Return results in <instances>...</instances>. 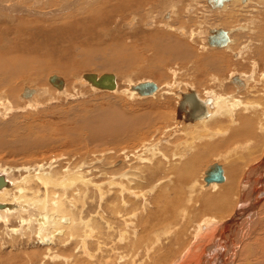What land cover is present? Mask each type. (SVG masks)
Instances as JSON below:
<instances>
[{"label":"bare ground","instance_id":"obj_1","mask_svg":"<svg viewBox=\"0 0 264 264\" xmlns=\"http://www.w3.org/2000/svg\"><path fill=\"white\" fill-rule=\"evenodd\" d=\"M53 1L58 2L57 10H50L46 14L41 12H32L31 14L52 15L53 13L54 15L60 13L58 12L60 9L63 13L62 9L70 7V10L73 7L78 13H83L86 10L85 14L83 13L84 17L77 21L52 25L47 29L42 28L44 32L38 31V33H42V35L39 34L40 36L50 34V37L47 38L50 42L47 44L45 42L46 45H41V42L38 44L39 42L36 43L34 39L35 45L28 46L32 45L30 40L33 36L28 34L31 25H27L24 19H19L15 26L16 29H13V39L4 40L0 37V87H8L7 96L3 89L0 90V105L4 106V109L10 107L4 104L6 98L13 97L16 93L12 84L17 76L30 69L36 75L41 70L43 73V68L39 67L40 63L46 59L54 61L55 55L61 51L64 52L67 65L55 66L53 69L63 70L68 77L73 75L71 66L73 62H76L80 69L94 65L108 72L121 73L130 63L135 62L134 58L138 53L142 54L141 57L145 60L148 59L146 66L153 68L152 76L154 77L161 78L159 65L162 63L184 65L192 61L201 67L202 65L211 67L213 74H210L214 75L211 76L214 80L217 78V73L227 68L224 63L227 51L236 60L239 57L243 60L245 57L253 69L252 75L247 77L234 71L225 79L231 86L227 85L230 90L229 95H226V92H221L225 89L222 84L223 80H221L218 83L220 85L219 92H217L218 90L216 92L215 90L207 91L206 94L204 93L206 96L204 98L192 83L185 84V91L176 89V84H168L163 90L159 87L160 84H155L156 81L152 82L155 89L150 94L140 95L133 87L151 81L134 84L126 81V88L123 89L127 93L126 95L154 96L156 102L149 104V111L145 110L144 114L136 116L132 120L137 128L135 125V128L131 125L124 130L125 133L132 135L137 140L141 139L142 134L151 126L153 115L159 116L160 108L156 106L157 102L162 96L167 95L178 100L175 111L177 123H174V130H170L171 132L166 137L160 136L152 142L149 140L141 142L142 138L139 144L140 148L134 149L138 152L133 155V161L129 165L132 169L120 174L116 181L114 179L116 175H105L108 179L105 180L103 187L98 186L99 184L91 185L90 180L83 178L84 175L81 177V174L73 173L75 171L69 168L63 170L65 173L63 176H54L40 164L36 171L25 170L28 175L20 181L13 178L9 172L0 169V175L5 181L4 186L0 188V219L6 222V218L15 216L20 222L27 225V228L31 229L35 226L38 234L36 241L45 245L48 250L51 246H56L64 251L69 247L71 241L74 242L77 254L75 257L68 258L65 264H92L91 262H94L95 258L103 260L102 263L97 259L98 264H108L110 261L109 264H264V217H262L264 216V0H214V2L213 0H202L200 10L206 8L202 11L195 6V0H161L158 7L150 5V2L154 0ZM31 2L34 7L40 3L42 6H52L51 0H31ZM20 3V0H0V18L11 17L15 13L19 14L17 9H23L22 11L25 13L28 12V9ZM180 6L181 8L185 7L184 10L179 9ZM173 10L184 11L188 14L186 15L188 18L181 17L176 13L175 19L173 15L170 18L171 14L175 12ZM100 12L104 13L103 17L99 16ZM124 12L134 13L135 16L141 12L143 16L145 13L142 25L146 28L154 26L156 16L160 15L163 20L158 26L161 29L157 28L154 33L141 35L145 46L140 47L139 52L136 51L137 49L133 50V45L127 47L119 42L114 44L115 46L112 48L119 49L120 53L127 52L128 54L131 50L129 54L134 53L132 59L129 61L126 59L127 62H125L116 60L113 56V59L106 60L98 58L99 56L93 52L90 51L92 53L90 54L84 50L85 48L80 47L81 43H85L94 33L107 28L111 20L108 18L109 16ZM244 13H249L252 17H249L250 21H246L250 23L248 25L254 26L256 32L250 31L249 33L254 34V37L238 44L234 39V29L231 30L232 27L229 24L234 23L237 17L240 18L238 15L241 16ZM69 15L70 13L62 17ZM191 21L198 22V24L207 21L219 22V25L208 26L204 32L197 31L195 33L196 37L201 39L200 41L204 44V49L207 50L203 55L202 51L200 53L188 42L190 40L197 43L195 35H191L185 30L189 28ZM134 24L135 22L130 19L125 23V27L131 29ZM238 28L243 32L242 28ZM218 31H221L227 40L221 46H214L209 40L212 37H217ZM191 32L193 33V30ZM134 38L136 37L134 36ZM243 38H245L244 35ZM51 43L53 45H50ZM44 48L48 53L43 51ZM235 48H239V51L235 52L233 50ZM77 57H80V60H77ZM231 63L233 64V61ZM68 65L70 66L67 67ZM201 71H198L199 81L203 75ZM258 72L260 79L256 83L253 75L255 77ZM87 73L89 72L83 73L78 81L73 78V84L79 85L85 82L91 86L92 90L111 93L121 90L117 81L118 76L116 77L115 73H103L114 76L115 88L112 90H103L93 86L83 78V75ZM101 75L96 74L97 77ZM52 76L62 80L60 88H56L49 81ZM55 81L57 82V80ZM64 81L60 76L54 74L49 76L47 83L57 92L48 88L50 89L48 93L58 94L64 86L66 88ZM254 81L257 87H255V83L253 84ZM64 90L61 94L67 91ZM233 92L235 97H232ZM23 93L28 95L25 96ZM45 95L46 93L38 88H33V84L28 83L22 85L21 93L17 96L20 100L32 103ZM161 100L163 101V99ZM198 100L204 104L205 116L190 120L195 115L193 112H198L201 109L197 104ZM164 102L160 101L165 106ZM182 104H184L183 109L180 108ZM189 109L192 110L190 114H188ZM150 110L156 111L151 113ZM71 116L72 114H68V124H71ZM85 118L80 121V124L88 127L90 120ZM165 130L169 131L168 128ZM176 134L182 136L181 140L178 137V142L180 141L178 144L176 139L173 141L170 139ZM209 156L215 157V162L219 160L221 163L223 160L222 164L210 162L211 164L203 165L205 168L201 167L203 169L202 171L199 169V171L198 164ZM251 159L258 161L253 162V165H248L247 163ZM213 164L220 165L223 180L206 183L204 180L205 171ZM246 164L248 167H253L246 172L247 176L244 175V177L243 170L247 171L248 169L244 168ZM53 166L50 164L48 167L52 169ZM34 167L36 166L34 165ZM77 167L79 168V166ZM115 171L117 172V170ZM89 186L94 188L92 193H90ZM88 194L98 195L99 206L97 212L87 221H80L81 216L79 215L84 211L85 204L87 205L86 200L87 198L90 200ZM95 217L102 222L104 234L102 232L98 235L97 230L93 227ZM116 223L120 226L115 225ZM82 226L84 227L83 233L79 230ZM108 243L112 248L110 253H113L110 257L105 252V248H109ZM92 246L94 247L89 251V247ZM54 250L56 251L55 248ZM46 251L45 253H47ZM57 254L50 258L54 259L55 264H61L64 259L59 260L61 255L58 257ZM99 254L104 257L100 258Z\"/></svg>","mask_w":264,"mask_h":264},{"label":"rangeland","instance_id":"obj_2","mask_svg":"<svg viewBox=\"0 0 264 264\" xmlns=\"http://www.w3.org/2000/svg\"><path fill=\"white\" fill-rule=\"evenodd\" d=\"M51 1H52L51 2L52 6H46V5L42 6V4L40 3V5H37L34 7L32 6L31 0H20L21 2L20 4H22V6L28 9V12L25 13L24 11H22L23 9L22 10L17 9V11H19L17 13L19 14L15 13L11 17L9 16L1 17L0 18V37L4 38V40L13 39V33H12L13 29H16L15 26L19 19H24L27 25H31V27L29 28L28 34L33 36V38L30 40L32 45L30 44L28 46H34L35 42L36 43L39 42L38 44H40L41 42V45H44L45 42L46 44L50 42V40L47 39L50 37V34L49 35L44 34L46 36H40L42 35V33H38V31L44 32L42 28L47 29L49 26L58 25L63 22L77 21L80 18L84 17V14L86 12V10H84L83 12L84 14L81 12L78 13L74 10L76 8L73 9V7H71V9L69 10L70 7L69 8L67 7V8L62 9L63 13H61V9H60V11H58L60 13L54 14V15L52 13V15L49 14L50 16L48 14L47 15L31 14L32 12H37V13L41 12L42 14L43 13L46 14L50 12V10H57L59 8L58 2H55L53 0ZM160 1L161 0H154L153 2H150L151 3L150 5L154 7H158V5L160 4ZM96 4H98V2H96ZM179 5H182V4L179 3ZM201 5H202V0H195V6H197V9L200 10ZM184 8L185 7L181 8L180 6L179 9L184 10ZM204 9L206 10V8ZM69 13H70L69 16L62 17ZM102 13L103 12H100L99 16L101 15L103 17L104 13L103 14ZM175 13L179 16L181 15V17L185 16L186 18H188V16H186L188 14L181 10L175 11L174 14L172 13L170 18H172V15L174 18ZM182 13L184 14L182 15ZM117 15H119V17H117ZM117 15L109 16L108 18L111 20L107 28L94 33V35L90 36L89 37L90 39L88 38L85 41V43L82 42L81 43L82 45L80 47H82V49L85 48L84 50L86 52H89L90 54H92L91 52H93V54H95L96 56H99L98 58L101 57L103 59L105 58L106 60H108V59H113V56H115L116 60L118 59L121 61L122 60L125 61L126 59H128L127 61H129L130 59H132L134 53L132 52L131 54H129L131 50H129L128 54L127 52L120 53L118 52L119 49L112 48L113 46H115L114 44H117L119 42L121 44H125V46L127 47H131L133 45L134 46V47L132 46L133 50L135 51L137 49L136 51L139 52V50H141L140 47L145 46L143 45L144 42L141 39L142 38L141 35L142 34L148 35L149 33L150 34L154 33L157 30V28L161 29L158 26L163 22L162 18H160V15L156 16V18L154 19L155 21L154 26H152V28L151 27L146 28L145 26L142 25L143 23L142 20H145L144 19L145 13H143V16H142V12L138 14L137 16H135L134 13L131 14L130 12H124L123 14H117ZM244 15L243 14L241 16L238 15L240 17V18L238 17L236 18L238 21L235 19L234 23L232 22V24L230 23L231 25L229 24V26L232 27L231 30L234 29V32H233L235 35L234 39H236L235 42H237L238 44L239 43L242 44L244 40L246 39L249 40L250 38H252V36L254 37V34L249 33L250 31L253 30V32H256L254 26L248 25L250 23L247 22L249 19L252 18L250 14L244 13ZM135 17L136 18L138 17V18L136 19ZM130 19H132L135 22L133 26L134 28L132 27L131 29L128 27H125V23ZM243 21H245L246 23ZM201 23L202 22H199L200 24L199 25L198 22L194 23L193 21H191L188 26L189 28L185 30H187L189 34L195 35L197 31H202V32L206 31L207 27L210 25H219V22H216V21H207L206 23H202V24ZM238 27L242 28L243 32L239 31ZM191 30H193V33L191 32ZM242 33L245 36V38H243ZM132 35L133 37L135 36L136 38L133 39ZM240 36H242V38H240ZM34 39L36 40L35 42H34ZM44 39L46 40L44 41ZM195 39L197 40V43L196 41L194 42V41L188 40L189 44L195 49L197 48L200 53L202 51L201 53L202 55L205 54L207 50L204 49L203 47L204 44L200 41L201 39L197 37ZM19 42H20V39H19ZM61 42H64V41H61ZM9 43H10V40H9ZM62 44L66 45L64 43ZM50 45H53V44L51 43ZM238 49L239 48H235L233 50H235V52H238L239 51ZM116 50L117 52H115ZM43 51L48 53L46 48H44ZM226 53L227 54H226V58L224 59L225 60L224 63L227 65V68L223 69V71H220V73L216 74L217 78L214 79L215 81L212 79L214 75H211L213 74L212 70L210 69L211 67H207L208 65L207 66L202 65L203 67L202 68L199 64L193 63L192 61L191 63H187L184 65H180L176 63H169V62H167L166 64L162 63L161 65H159L161 68L159 71L161 74V78L154 77L152 76L154 74L153 68L146 66L148 59L145 60V58L141 57L142 54L139 55L137 53L136 57L134 58L135 62L130 63L129 66L126 68V70H124L121 73L114 72L115 76L116 77L118 76L117 81L119 83L118 82L117 83L120 86V89L122 91L119 90L117 93H111V92H105V91L92 90L91 86H88L87 83L85 82L79 85L73 84V78H75L76 81H78L81 75L86 72L94 73V74H103V73H113L112 71L108 72L105 69L97 68L94 65H90L88 68L80 69L79 65L76 62H73L71 65L73 67V75L68 77L63 72V70L56 71V69H53L55 66L59 67L61 65L63 66L67 65L66 57H64L65 55H63L64 52L63 51L58 52V55H55V57L53 58L54 61L50 59H49L50 61H47L48 59H46L42 61L43 63H40L39 67L43 68V73L41 72L42 71L41 68H40L41 70L40 73L39 74L37 73V75L33 73L32 69L26 71L25 73L21 72L20 75L17 76V78L13 81V84H12V87L16 90L15 91L16 93H14L13 97H7L6 101L4 102V104L10 106L9 109H4V106L0 105V169L5 170L7 173L9 172L11 176L18 181H20L22 178L28 175V172L27 171L25 172V170H31V171L35 170L36 171V169L38 170V166L40 164L44 169L46 170L48 169L47 171L49 173L52 172L54 176H57V175L63 176L65 174L63 170L67 168L73 169L72 171H75L73 173H79L81 174V177L84 175L83 178L90 180L89 183L91 185L94 184L93 186H96L95 184H99L98 186L103 187L105 185L104 184L105 180L108 179L106 178L107 176H105L107 174L116 175V177L114 178L116 181V179L119 178L120 174L125 173L126 170L132 169L131 166L129 165H131L130 163L131 161H133V155L138 152L137 150H134V149L140 148L139 144L141 142L148 141V140L152 142L154 139L157 140L160 136L166 137L168 133L171 132L170 130H174V123L175 124L177 123L175 119V111H176L178 100L174 98L173 96H169V95L162 96L161 99H163V101L159 99V101L157 102L158 105H156L160 108L159 116L153 115V118H151V121H152L151 126L141 136V139L143 138L142 141L141 139H138V140L135 139V137H132V135L130 134L127 135L124 130H126L129 126L132 125L133 128H135V126L137 128V125L133 124L132 120L136 116L144 114L145 110H148L149 104L155 103L156 100L154 96L136 97V96L126 95L127 93L123 91V89L126 88V81L132 82L133 84L136 82H144V81H151L155 83L157 81L155 84L157 85L160 84L159 87H161V89L163 90L168 84H173V85L176 84L175 88L182 90V91L186 90L185 84L189 85L192 83L193 87L199 92L201 97L204 98L206 97L205 92L207 91L211 92L212 90H215L216 92L218 90L217 92H219L220 85L218 83L219 81L223 80L222 84L225 87V89H223L221 92H226V95H229L230 90L228 89V86L229 87L231 86L225 81V79L228 78L229 75L233 73L234 71L240 72L241 74H244L247 77H249L252 75L251 71L253 69L251 68L250 66L251 64L247 62L245 57H243V60L239 59L240 58L239 57L237 61L235 58L231 57L228 51ZM130 56L131 58H129ZM79 58L80 57H77L76 59L80 60ZM77 60H74V61H77ZM137 60L138 62H136ZM232 61H233V64L231 63ZM142 62L144 63V65ZM46 63L47 64L51 63V64L47 65ZM238 64H240L241 66ZM69 66L70 65H68L67 67ZM236 66H239V67H236ZM199 70L200 71L203 70L201 71V73L203 72L202 73L203 75L201 76L200 81L198 80ZM258 70H262V69H258ZM194 71L195 73L192 74V72ZM258 73L257 75H255V77L253 75V78L256 81V83H258L260 79L259 78L260 73L259 74ZM53 74L60 76L61 78H63V80H65L64 82H65L66 88L64 86L65 90L64 88L63 90L64 91L67 90V91L64 94H61L63 90L58 92V94L51 93V92L48 93L50 89L57 92L54 88H52L47 83L48 77ZM192 79H195V81H192ZM255 81L253 82V84L255 83ZM28 83L33 84V88H36V89L38 88L43 93H46V95L43 98L39 99L38 101H35L32 103H27L24 100L18 99L17 95L21 93L22 85L28 84ZM256 83H255V87H257ZM1 89L4 90L3 92L7 96L8 87L6 88L0 87V90ZM233 95H234V92L232 94V97H235ZM160 101L162 103L165 101L164 102L166 103L165 106L162 103H160ZM155 111L156 110H153V111L150 110L151 113H155ZM68 114H72V116L70 117V122H71V124L69 123L70 125L67 123L68 118H69ZM85 117H87V119L90 120L91 125L89 124L88 126L89 128L84 126L83 124H80V121L84 119ZM68 125L69 127H67ZM64 127H66L67 129ZM114 128H116V130H114ZM167 128L169 131L165 130ZM179 135L180 134H176L173 137H170V139H172L171 141L176 139L175 141L178 144L180 142V141L178 142V140L179 139L181 140L182 138V136L181 135L179 136ZM69 141L71 142L69 143ZM127 155L129 156L128 158L126 157ZM214 158L213 156L204 158L202 160L203 162L201 161L198 164V166H200L198 170L200 169L202 171V169L205 168L206 164L208 165V163L211 164L214 162V163L219 164L220 163L219 160L215 162L216 159L214 160ZM257 159H253V160L251 159L250 161H248L247 164L253 165V162L258 161ZM222 162L220 164H222ZM50 164L52 166L54 165L52 169L48 167ZM247 164L245 165L244 168L247 167L248 169L246 168L247 171L245 169L243 170V176L244 175L247 176L246 172H248V170L251 167H253V166L248 167ZM34 165L37 168L34 167ZM77 166H79V168ZM201 167L203 168L201 169ZM54 170H55V173H54ZM115 170H117L118 173ZM102 172L104 173L102 174ZM89 187L91 191L90 193H92V190L94 188L91 186ZM102 187H100V189H102ZM87 192H89V190H87ZM89 196H90V200H88L87 198L86 200L87 205L85 204L83 208L84 211H82V214L79 215L81 216L80 221L82 220L87 221V219H89L90 216H92L93 214H95V212H97L96 210H97V207L99 206L98 203L100 202V201L98 202L99 197L97 194H92V196L91 194L90 195L88 194V197ZM90 203H93L94 205ZM257 215L259 216V214ZM94 219H95V222L93 224V227L97 230L98 232L97 234L99 235V233L101 234L102 232L104 234L105 230L102 226V222L98 220V218L96 217ZM5 221L6 222L0 219V264H44L45 261L47 264H55L54 259L50 258V256L54 257L57 253H58L57 254L58 257L61 255L59 257L60 258L59 260L64 259L63 261H61L62 262L61 264H65L68 258L70 259L73 256L75 257V255L77 254L75 252V248H76L75 243L72 241L69 243L68 245L69 247L64 251H61L56 246L55 247L51 246L50 250H48L45 245L36 241L38 234H37L35 226H34L35 228L31 227V229H29L27 228V225L20 222L15 216L8 217L6 218ZM96 225L98 228L96 227ZM115 225L120 226L117 223ZM79 230L81 233H83L84 227L82 226L81 229ZM109 243L107 244L109 248L107 249L105 248V252L108 257H110V255L113 254V253H110L112 248H110L111 243L110 244ZM93 247L94 246H92L91 248L89 247V251H91ZM54 248L56 249V251L54 250ZM106 250L109 251V253H107ZM45 251L47 253H45ZM42 254L43 256H41ZM102 256L103 255L99 254L100 258ZM107 256L106 258H108ZM97 259L100 260L99 258H95L94 262L92 261L91 263L98 264ZM95 260H96V263H95ZM100 261H102L103 263V260H100ZM109 263H111V261Z\"/></svg>","mask_w":264,"mask_h":264},{"label":"water","instance_id":"obj_3","mask_svg":"<svg viewBox=\"0 0 264 264\" xmlns=\"http://www.w3.org/2000/svg\"><path fill=\"white\" fill-rule=\"evenodd\" d=\"M213 2H214V0H213ZM218 34L219 35L217 37H214V38L212 37L209 40L211 42V44H213L214 46H221L227 40L226 36L221 31H218ZM83 78L85 80H88L93 86H95L99 89L112 90L115 88V79H114V76L112 74H102L100 77H97L96 74H94V73H87V74L83 75ZM55 80H57V82ZM49 81L56 88L61 87L62 80L57 78L56 76L50 77ZM133 89L136 90V92L140 95H147V94H150L155 89V85L152 82H145V83L137 84L135 87H133ZM23 94L25 96L28 95L27 93H23ZM197 104H199L201 109L198 112L197 111L193 112V113H195V115L192 116V118L190 120H193L194 118H201V117L205 116V114H204L205 109L203 107L204 104L202 102H200L199 100L197 101ZM183 105L184 104H182L180 106L181 109L184 108ZM191 111L192 110L189 109L188 114H190ZM204 180L206 183L222 181L223 176H222V169H221L220 165L213 164V165L209 166L207 168V170L205 171ZM4 184H5V181L3 179V176L0 175V188L2 186H4Z\"/></svg>","mask_w":264,"mask_h":264}]
</instances>
